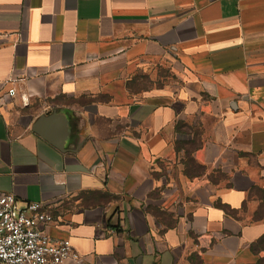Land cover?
Returning <instances> with one entry per match:
<instances>
[{
  "label": "crops",
  "instance_id": "crops-1",
  "mask_svg": "<svg viewBox=\"0 0 264 264\" xmlns=\"http://www.w3.org/2000/svg\"><path fill=\"white\" fill-rule=\"evenodd\" d=\"M0 34V196L42 203L82 264L264 259V0H0ZM154 67L187 96L133 95ZM193 117L213 124L205 174L164 187ZM157 191L185 204L170 223L147 210Z\"/></svg>",
  "mask_w": 264,
  "mask_h": 264
},
{
  "label": "rangeland",
  "instance_id": "rangeland-1",
  "mask_svg": "<svg viewBox=\"0 0 264 264\" xmlns=\"http://www.w3.org/2000/svg\"><path fill=\"white\" fill-rule=\"evenodd\" d=\"M150 71L152 75L136 74L129 82L132 93L137 98L141 99L148 94H163L168 97L164 99V102H171L187 96L186 86L182 78L178 81L175 76L173 77L169 69L154 67ZM197 121V117H193L189 119L188 123H178L176 130L178 136L174 142L177 148L186 150L180 156L178 154L175 156L170 155L164 162L159 163L161 172L155 173V175L160 178L159 182L160 184L163 183L164 187L168 188L173 185L172 176L179 177L180 181H182L181 185H183V181L187 183L188 179L190 181L193 178L199 179L205 174V167L200 163V161L205 159L204 143L201 135H203V131L207 132L213 124H209L206 128H201ZM171 164L175 165L172 172ZM224 176L225 174L218 169L212 170L208 175L212 183H219ZM160 193L161 191H157L151 194L148 198L147 210L158 222L170 223L172 222L171 211H174V214H182L185 204L162 203V200L166 198H163Z\"/></svg>",
  "mask_w": 264,
  "mask_h": 264
},
{
  "label": "built area",
  "instance_id": "built-area-1",
  "mask_svg": "<svg viewBox=\"0 0 264 264\" xmlns=\"http://www.w3.org/2000/svg\"><path fill=\"white\" fill-rule=\"evenodd\" d=\"M16 95V89L9 90V97ZM53 220L42 203L22 206L12 194L0 196V264H82L69 240L47 233Z\"/></svg>",
  "mask_w": 264,
  "mask_h": 264
},
{
  "label": "water",
  "instance_id": "water-1",
  "mask_svg": "<svg viewBox=\"0 0 264 264\" xmlns=\"http://www.w3.org/2000/svg\"><path fill=\"white\" fill-rule=\"evenodd\" d=\"M40 127H41V126H40V124L38 123L37 126H36V132H37V133H40ZM69 136H70V135L68 134V135H67V138H68Z\"/></svg>",
  "mask_w": 264,
  "mask_h": 264
},
{
  "label": "trees",
  "instance_id": "trees-1",
  "mask_svg": "<svg viewBox=\"0 0 264 264\" xmlns=\"http://www.w3.org/2000/svg\"><path fill=\"white\" fill-rule=\"evenodd\" d=\"M186 150V149H185ZM221 207H223V206H221ZM224 208V207H223ZM263 240V242L262 243H264V238L262 239ZM261 240V241H262ZM259 264H264V260L263 259H261L260 261H259Z\"/></svg>",
  "mask_w": 264,
  "mask_h": 264
}]
</instances>
